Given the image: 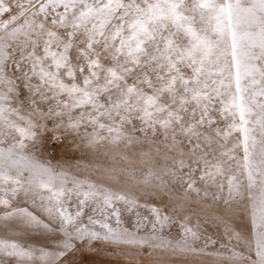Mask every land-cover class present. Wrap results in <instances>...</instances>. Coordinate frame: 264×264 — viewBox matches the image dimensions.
Wrapping results in <instances>:
<instances>
[{
	"label": "snow or ice",
	"instance_id": "1",
	"mask_svg": "<svg viewBox=\"0 0 264 264\" xmlns=\"http://www.w3.org/2000/svg\"><path fill=\"white\" fill-rule=\"evenodd\" d=\"M0 264H264V0H0Z\"/></svg>",
	"mask_w": 264,
	"mask_h": 264
}]
</instances>
